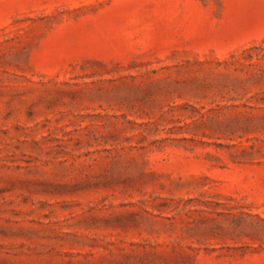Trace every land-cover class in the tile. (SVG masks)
I'll use <instances>...</instances> for the list:
<instances>
[{
    "label": "rangeland",
    "instance_id": "374dc122",
    "mask_svg": "<svg viewBox=\"0 0 264 264\" xmlns=\"http://www.w3.org/2000/svg\"><path fill=\"white\" fill-rule=\"evenodd\" d=\"M0 264H264V0H0Z\"/></svg>",
    "mask_w": 264,
    "mask_h": 264
}]
</instances>
